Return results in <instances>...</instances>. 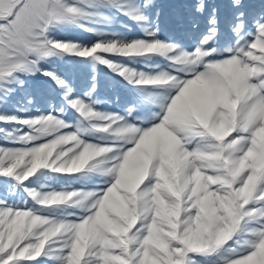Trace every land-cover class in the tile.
Masks as SVG:
<instances>
[{
	"label": "snow or ice",
	"instance_id": "snow-or-ice-1",
	"mask_svg": "<svg viewBox=\"0 0 264 264\" xmlns=\"http://www.w3.org/2000/svg\"><path fill=\"white\" fill-rule=\"evenodd\" d=\"M180 7L0 0V264H264V0Z\"/></svg>",
	"mask_w": 264,
	"mask_h": 264
},
{
	"label": "rangeland",
	"instance_id": "rangeland-1",
	"mask_svg": "<svg viewBox=\"0 0 264 264\" xmlns=\"http://www.w3.org/2000/svg\"><path fill=\"white\" fill-rule=\"evenodd\" d=\"M158 2L162 6V12L164 16V28H165V34L166 35H172L174 34V28H175V19L177 15L181 11L180 5L182 4L183 0H158ZM218 3H223V0H216ZM138 30H134L130 35H138ZM63 38L69 39V40H76L81 42H90L93 39V36L88 34L87 32L80 31L77 29H68L62 34ZM63 69L67 71L73 79L77 82L78 86L83 87L86 78L84 77V74L81 73L78 69L77 65H74L72 63H66L63 64ZM112 80L110 77H108L104 72L100 73V85L98 90V96L101 99H105L108 97L114 96L113 90H112ZM121 94L123 95V90H121ZM103 108L107 110H111L113 108H119V105H102Z\"/></svg>",
	"mask_w": 264,
	"mask_h": 264
}]
</instances>
